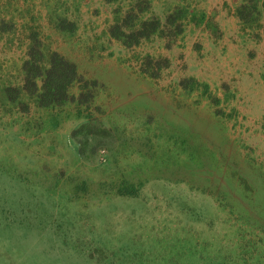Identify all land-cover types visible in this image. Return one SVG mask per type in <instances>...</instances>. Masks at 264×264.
<instances>
[{
	"label": "rangeland",
	"instance_id": "1",
	"mask_svg": "<svg viewBox=\"0 0 264 264\" xmlns=\"http://www.w3.org/2000/svg\"><path fill=\"white\" fill-rule=\"evenodd\" d=\"M166 10L0 0V264H264L263 82ZM53 57L76 77L43 106Z\"/></svg>",
	"mask_w": 264,
	"mask_h": 264
},
{
	"label": "crops",
	"instance_id": "2",
	"mask_svg": "<svg viewBox=\"0 0 264 264\" xmlns=\"http://www.w3.org/2000/svg\"><path fill=\"white\" fill-rule=\"evenodd\" d=\"M148 1L154 2L155 0ZM248 1L249 0H158L162 5V10L167 8L168 10L166 11L171 12L175 9L182 10L184 8L189 15L186 18L187 21L183 25L185 31L179 33L180 35H178V37H183L186 41L193 42L197 36L208 35L214 42V50L219 60L222 58L225 62L224 65H228V68H231L230 62L235 60L234 64H236L237 70L242 66V69L247 73L257 72L258 77L264 85V0H259L258 4V10L262 12V14L257 18H253L255 16L253 15L252 18L245 19L240 16L239 10L242 6H245ZM173 25H175V23H173ZM31 27H33V25ZM216 29H219L221 32L223 31V35L218 36L217 33L214 32ZM34 30V27L29 30V33L22 30V35L19 38L20 40H24V43L21 45L22 52L26 53L29 51L35 41L39 40V36L33 32ZM194 30H197L195 37L191 35V32ZM61 33L64 32L62 31ZM18 36L19 33L16 39H18ZM222 39L225 42L231 43V54L234 56L231 58V61L230 59L228 60L226 56H221L222 46H224V44L221 45ZM234 42L236 43L234 44ZM234 48H236L238 53L235 52L236 50H234ZM250 53H255L252 59L249 56ZM238 62L241 66L237 64ZM24 63L20 62L23 74L25 68ZM212 70L218 71V73L220 72L217 65H213Z\"/></svg>",
	"mask_w": 264,
	"mask_h": 264
},
{
	"label": "trees",
	"instance_id": "3",
	"mask_svg": "<svg viewBox=\"0 0 264 264\" xmlns=\"http://www.w3.org/2000/svg\"><path fill=\"white\" fill-rule=\"evenodd\" d=\"M258 4L259 0H249V3H247L245 6H242L239 10L240 16H242L245 19H248L247 15H244L243 12L248 11L250 14L248 15H260L262 12L258 10ZM179 15L182 17L183 13L181 10H179ZM257 15V16H258ZM171 24L174 23L170 22ZM141 30L133 34V38L135 39V42L139 40L140 37H147L151 36V34H154L156 32H160L161 29L159 28L158 24H152V22H144L141 25ZM45 79L44 84L42 86V89L44 90L43 93L39 96L40 103L43 106L47 105H61L64 103L67 99H64L67 96L66 93V87L70 85V83L74 80L76 77V69L75 67L65 62L64 60L53 57L51 60V67L46 69L45 71ZM88 95L81 94L80 95V101L83 103L82 98ZM82 151V149H80ZM130 190H132V193L135 194L137 192V188L133 185L130 186ZM127 192V191H126Z\"/></svg>",
	"mask_w": 264,
	"mask_h": 264
}]
</instances>
